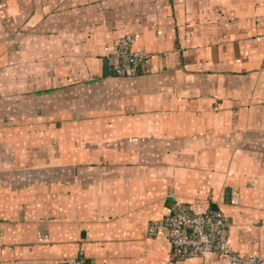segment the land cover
Wrapping results in <instances>:
<instances>
[{"label":"crops","instance_id":"obj_1","mask_svg":"<svg viewBox=\"0 0 264 264\" xmlns=\"http://www.w3.org/2000/svg\"><path fill=\"white\" fill-rule=\"evenodd\" d=\"M125 34L150 56L131 92L47 109L113 79ZM0 106V264H230L149 235L172 196L264 264V0H0Z\"/></svg>","mask_w":264,"mask_h":264},{"label":"built area","instance_id":"obj_2","mask_svg":"<svg viewBox=\"0 0 264 264\" xmlns=\"http://www.w3.org/2000/svg\"><path fill=\"white\" fill-rule=\"evenodd\" d=\"M135 37L123 35L113 47L105 51L113 74L134 77L147 72L150 56L134 48ZM165 230L172 248V257L187 260L208 255L225 258L230 264H263L258 254L244 255L230 245L231 221L220 210L197 211L188 202L172 196L169 213L150 224L148 233L156 236ZM58 264H88L81 256L78 259Z\"/></svg>","mask_w":264,"mask_h":264},{"label":"rangeland","instance_id":"obj_3","mask_svg":"<svg viewBox=\"0 0 264 264\" xmlns=\"http://www.w3.org/2000/svg\"><path fill=\"white\" fill-rule=\"evenodd\" d=\"M79 77L81 76L77 77L78 80L81 79ZM113 77V79H101L95 76L91 80L83 78L86 81H81L75 90L72 88L71 92L63 96L62 105L58 104V99L57 105L54 104V99H48L51 104L47 105V109L54 110V108L63 107V109L69 111L77 110L78 115H80L92 108L98 110L115 106L119 102V95L122 93L128 94L131 90L126 89L127 86L121 82L124 78ZM42 174L44 175V173ZM52 174L47 172L46 176Z\"/></svg>","mask_w":264,"mask_h":264},{"label":"water","instance_id":"obj_4","mask_svg":"<svg viewBox=\"0 0 264 264\" xmlns=\"http://www.w3.org/2000/svg\"><path fill=\"white\" fill-rule=\"evenodd\" d=\"M105 70H106V73L109 74V60L107 59L106 62H105ZM214 210H219L217 208H215Z\"/></svg>","mask_w":264,"mask_h":264},{"label":"trees","instance_id":"obj_5","mask_svg":"<svg viewBox=\"0 0 264 264\" xmlns=\"http://www.w3.org/2000/svg\"><path fill=\"white\" fill-rule=\"evenodd\" d=\"M110 75H111V76H115V77H120V76H116V75H114V74H112V73H111ZM134 77H135V76H134ZM123 78H125V77H123Z\"/></svg>","mask_w":264,"mask_h":264}]
</instances>
